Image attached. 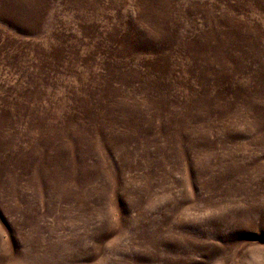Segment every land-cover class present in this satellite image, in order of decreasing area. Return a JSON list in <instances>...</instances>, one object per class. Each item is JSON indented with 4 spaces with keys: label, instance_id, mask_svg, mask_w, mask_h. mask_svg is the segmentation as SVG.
I'll return each instance as SVG.
<instances>
[{
    "label": "rangeland",
    "instance_id": "374dc122",
    "mask_svg": "<svg viewBox=\"0 0 264 264\" xmlns=\"http://www.w3.org/2000/svg\"><path fill=\"white\" fill-rule=\"evenodd\" d=\"M0 264H264V0H0Z\"/></svg>",
    "mask_w": 264,
    "mask_h": 264
}]
</instances>
